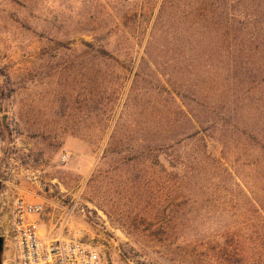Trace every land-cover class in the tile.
Instances as JSON below:
<instances>
[{
    "label": "rangeland",
    "instance_id": "rangeland-1",
    "mask_svg": "<svg viewBox=\"0 0 264 264\" xmlns=\"http://www.w3.org/2000/svg\"><path fill=\"white\" fill-rule=\"evenodd\" d=\"M260 35L264 0H0L1 264L16 198L103 264H264V66L227 42Z\"/></svg>",
    "mask_w": 264,
    "mask_h": 264
},
{
    "label": "built area",
    "instance_id": "built-area-1",
    "mask_svg": "<svg viewBox=\"0 0 264 264\" xmlns=\"http://www.w3.org/2000/svg\"><path fill=\"white\" fill-rule=\"evenodd\" d=\"M42 205L16 198L11 206V264H103L99 253L71 239H44L37 217Z\"/></svg>",
    "mask_w": 264,
    "mask_h": 264
},
{
    "label": "trees",
    "instance_id": "trees-1",
    "mask_svg": "<svg viewBox=\"0 0 264 264\" xmlns=\"http://www.w3.org/2000/svg\"><path fill=\"white\" fill-rule=\"evenodd\" d=\"M229 41L233 42V44L240 43V45L242 46L241 51L236 49L235 53L231 54V56L233 57L232 62L235 61L236 67H234L233 70L229 71V74L234 72L235 75H241L244 77V79L250 80L251 82L254 81V78L258 79V75L255 76L256 74H254L253 66L254 64H259L260 66H264V35L254 37L253 39L252 38L250 39V37L227 39V42ZM249 45H255L256 52H253L252 49L249 47ZM256 57L258 58L255 60ZM253 95L254 93L252 91H247V93H245V102H246V98H248V102L253 100L255 101L254 103H258L259 100H254L252 97ZM189 121L191 123L194 122L193 119L191 118H189ZM211 125H212V132L219 131L220 135L221 133L222 135L225 134L227 130L226 127L222 126V124L219 127V125H217V122L215 121H208L207 129H210ZM235 128H236L235 125L231 126V129H235ZM261 130L262 129L258 128L252 133L244 134V138H245L243 141L244 143H241V145L243 147H248L249 143L253 142L255 137L263 138ZM203 147L204 150L202 152L195 153L193 155V157L191 158L192 161L191 164L196 162L197 163L196 165H198V167L200 169H203L204 171H210L212 169L211 172H215V171L219 172V167L222 166L223 164L220 161L214 159H212L213 161H211L212 162L211 164H208V161L204 160L203 158L207 157L211 159L210 157L211 153L208 152L207 150L208 149L207 143H204Z\"/></svg>",
    "mask_w": 264,
    "mask_h": 264
},
{
    "label": "water",
    "instance_id": "water-1",
    "mask_svg": "<svg viewBox=\"0 0 264 264\" xmlns=\"http://www.w3.org/2000/svg\"><path fill=\"white\" fill-rule=\"evenodd\" d=\"M3 240L0 238V264H1V254H2Z\"/></svg>",
    "mask_w": 264,
    "mask_h": 264
}]
</instances>
